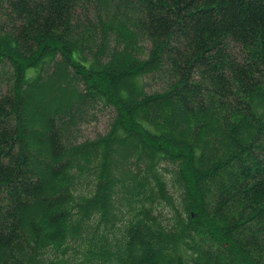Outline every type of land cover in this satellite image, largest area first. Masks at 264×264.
Wrapping results in <instances>:
<instances>
[{
	"label": "trees",
	"instance_id": "trees-1",
	"mask_svg": "<svg viewBox=\"0 0 264 264\" xmlns=\"http://www.w3.org/2000/svg\"><path fill=\"white\" fill-rule=\"evenodd\" d=\"M0 264H264V0H0Z\"/></svg>",
	"mask_w": 264,
	"mask_h": 264
},
{
	"label": "rangeland",
	"instance_id": "rangeland-1",
	"mask_svg": "<svg viewBox=\"0 0 264 264\" xmlns=\"http://www.w3.org/2000/svg\"><path fill=\"white\" fill-rule=\"evenodd\" d=\"M110 119V112H102L99 114V117L96 120H93L83 126V134L84 136H94L98 132H103L108 125V121ZM177 192H174L173 194V200L176 201ZM165 205L168 206V203L165 202ZM164 210H167V207L164 208Z\"/></svg>",
	"mask_w": 264,
	"mask_h": 264
}]
</instances>
